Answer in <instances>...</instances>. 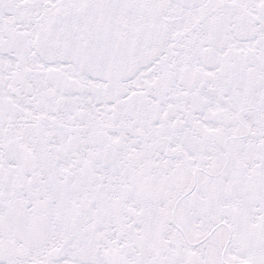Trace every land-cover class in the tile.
<instances>
[{
    "label": "snow or ice",
    "instance_id": "1",
    "mask_svg": "<svg viewBox=\"0 0 264 264\" xmlns=\"http://www.w3.org/2000/svg\"><path fill=\"white\" fill-rule=\"evenodd\" d=\"M0 264H264V0H0Z\"/></svg>",
    "mask_w": 264,
    "mask_h": 264
}]
</instances>
